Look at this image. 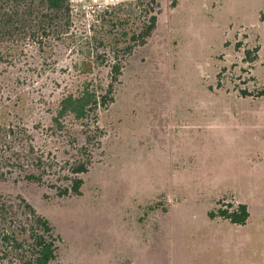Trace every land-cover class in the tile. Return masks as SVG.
Listing matches in <instances>:
<instances>
[{"label": "rangeland", "instance_id": "rangeland-1", "mask_svg": "<svg viewBox=\"0 0 264 264\" xmlns=\"http://www.w3.org/2000/svg\"><path fill=\"white\" fill-rule=\"evenodd\" d=\"M136 1L72 0L68 35L2 45L0 198L50 221L53 264H264V96L242 94L264 87V0H158L101 133L88 144L74 116L55 121L85 82L108 86L115 48L140 31ZM86 153L82 195L60 196ZM239 203L245 225L208 217Z\"/></svg>", "mask_w": 264, "mask_h": 264}, {"label": "trees", "instance_id": "trees-1", "mask_svg": "<svg viewBox=\"0 0 264 264\" xmlns=\"http://www.w3.org/2000/svg\"><path fill=\"white\" fill-rule=\"evenodd\" d=\"M136 4L144 8L140 31L128 38L127 45L115 48L113 53L115 62L111 66V80L108 86L105 88L94 86L92 82L87 81L80 90L67 94L60 102L55 121L61 125L60 119L68 115L74 116L83 126H87L84 132L88 144L93 141L90 135L92 127L96 133H101L100 111L107 109L115 101L116 85L123 72V61L133 54L136 48L146 45L157 29L162 12L160 2L137 0ZM262 21L264 22V16ZM72 26V0H0V48L17 39L33 38L34 41L41 43V37L48 38L56 33L68 35ZM86 45L92 46L94 42H87ZM258 52V47L245 50L247 61L253 62L256 58L252 56ZM0 57L3 55L0 54ZM242 94L262 97L264 87L256 94L246 90H243ZM83 149L87 151L88 148L84 146ZM86 155L87 160L70 164L72 178L68 186L57 188L60 196L82 195L84 181L81 175L88 172L92 162L90 153ZM27 179L40 182L42 177L29 175ZM208 217L211 220L220 218L232 224L245 225L250 218V211L244 203L236 206L228 204L225 208L210 211ZM17 225L20 228V235L16 234ZM58 241L50 221L40 215L24 198H20L17 204L8 203L0 198V264L6 260H10L12 264H53L57 258Z\"/></svg>", "mask_w": 264, "mask_h": 264}]
</instances>
